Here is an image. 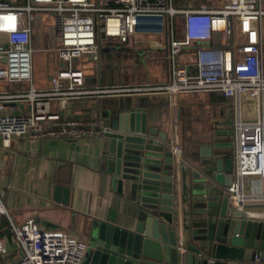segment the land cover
<instances>
[{"label":"built area","instance_id":"1","mask_svg":"<svg viewBox=\"0 0 264 264\" xmlns=\"http://www.w3.org/2000/svg\"><path fill=\"white\" fill-rule=\"evenodd\" d=\"M221 2V8L208 9L201 4L181 7L175 0H0V83L30 84L25 92H0L2 146L9 148L12 138L80 140L116 133L104 120L66 118L60 111L72 101L140 91L168 95L176 129L180 95L214 92L233 99L237 109L233 179L224 189L228 213L243 216L246 207L264 204V10L259 0ZM39 13L53 16V24L45 26L51 38L43 40L51 42L48 52L62 64L44 90L32 85L33 24ZM236 33L242 38L240 43ZM214 34L219 35L218 45L212 42ZM110 44L146 46L150 53L164 50L168 82L142 87H87L84 71L74 68V63L89 54L99 57L100 50L106 49L102 47ZM242 95L257 101L253 121L240 117ZM20 99L29 103L28 111L4 113L8 103ZM175 135L172 154L178 173L182 147ZM179 190L177 185L181 211ZM0 215L6 217L8 233L19 250L18 257L9 260L0 238V264H82L88 245L71 233L43 229L32 218L16 225L1 199ZM178 250L182 259L180 233Z\"/></svg>","mask_w":264,"mask_h":264},{"label":"crops","instance_id":"2","mask_svg":"<svg viewBox=\"0 0 264 264\" xmlns=\"http://www.w3.org/2000/svg\"><path fill=\"white\" fill-rule=\"evenodd\" d=\"M259 2L264 10V0ZM198 4L205 5L208 9H219L222 2L221 0H197ZM236 37L240 43L242 38L237 33ZM261 38L264 51V18L261 22ZM212 42L218 45V34L213 35ZM48 44L51 45V42L48 41ZM102 48H106L101 49L100 53L108 58L106 66L108 70L96 73L98 80L95 84L86 79L88 75H92L91 72L85 73L87 87H142L167 83L169 80V66L164 50L150 53L146 51V46L122 48L113 44ZM154 54H160L162 57L156 58L155 55L154 58ZM129 57L134 62L131 66L124 62V59ZM156 59H159V62H154L157 66L151 64L146 70L136 68L139 60L150 62ZM183 59H187V56ZM60 64L58 68L61 67ZM55 71L46 77L47 85H42L36 90L48 88L49 79ZM27 90L25 83H0V92L16 93ZM113 103L121 106V109L111 106ZM124 104L126 108L145 110L147 126L157 129V133L161 135L165 134L172 145L177 134L182 147L180 157L182 168L186 167L185 163L201 160L202 146L213 148L214 160H232L233 162L234 150L231 152L221 144V141L224 136L233 131L237 109L233 99L224 98L218 93L180 95L177 98L179 116L176 129L173 125V109L168 95L154 91H140L121 96H95L72 101L60 111V115L66 118L106 121V118L100 114L102 110L122 112ZM242 105L243 108L240 111ZM29 106L24 99L13 100L5 106L4 113L19 115L28 111ZM238 111L242 120H255L257 101L242 95L239 99ZM199 138L202 144L198 147L195 156H192L190 151L184 150L185 140L199 141ZM103 145L102 137L80 140L12 138L11 146L4 148L0 138V199L13 223L20 225L32 218L43 229L71 233L87 245L90 228L98 222L131 230L137 212L136 206L111 192L101 183L99 167L104 158ZM189 175L190 173L187 174V178L190 177ZM222 178L225 182L227 175L223 173ZM248 180L246 179L247 182ZM177 181L179 185V179ZM56 187L68 190L66 206L60 203L59 197L58 202L55 201ZM251 206L243 211L242 219L255 221L260 220L259 217L264 218V209ZM178 215L177 219L180 221L181 211ZM2 217L5 216L0 215V222ZM7 227L8 222L4 227L5 231H8ZM2 234L1 239L9 252L8 259L17 258L19 250L14 249L16 244L12 241L10 234ZM177 234L179 240L178 230ZM88 261L87 264H90V258Z\"/></svg>","mask_w":264,"mask_h":264},{"label":"water","instance_id":"3","mask_svg":"<svg viewBox=\"0 0 264 264\" xmlns=\"http://www.w3.org/2000/svg\"><path fill=\"white\" fill-rule=\"evenodd\" d=\"M105 118L116 133L102 136L101 183L137 212L131 230L104 222L90 228V264H264V219H242L225 205L232 160H214L213 148L202 146L201 160L180 165L177 173L171 140L147 126L145 110H109ZM58 197L66 206L68 190L56 187Z\"/></svg>","mask_w":264,"mask_h":264},{"label":"rangeland","instance_id":"4","mask_svg":"<svg viewBox=\"0 0 264 264\" xmlns=\"http://www.w3.org/2000/svg\"><path fill=\"white\" fill-rule=\"evenodd\" d=\"M93 1V0H91ZM49 24H53V16L50 14L45 13H39L37 15V20L33 24L34 25V33H33V39H32V47L34 50L33 56H32V85L34 89H38L42 85H47V79L46 77L50 75L53 71H55L58 68L59 61L56 59L54 54H51L48 52L50 49V44H48V41H43V38L46 40H49L51 38L50 33L46 32L45 26ZM36 37L38 38L36 40ZM264 52V51H263ZM100 53V52H99ZM156 55L157 57H162L160 54H154L153 57ZM264 55V53H263ZM155 58V57H154ZM159 62V59H156L155 61H145V60H139V64L137 65V69L140 70H146L149 68L151 64L157 66L154 62ZM98 54H89L83 56L78 62L74 63V68L81 69L84 71V73H90L92 75L87 76L88 81H92L94 84L97 83L98 75L96 73L99 72L101 69V65L98 64ZM113 62V61H111ZM124 62L127 63V65L131 66L133 65V59L131 57L125 58ZM132 69V68H131ZM26 88H30V84H25ZM187 95V94H184ZM85 106V105H84ZM243 105L240 107V111H242ZM101 116L103 118L106 117L107 111L102 110L100 112ZM222 145H224L226 148L231 150V152L234 150V133L233 131L230 132V134L224 136L221 141ZM226 196L225 205H229L228 196ZM9 215V214H8ZM4 225V223H3ZM8 235V231L5 232ZM10 236V235H9ZM11 237V236H10ZM14 249H18L17 246L14 247ZM91 251L87 249L82 264H87L88 259L90 258L89 254Z\"/></svg>","mask_w":264,"mask_h":264},{"label":"trees","instance_id":"5","mask_svg":"<svg viewBox=\"0 0 264 264\" xmlns=\"http://www.w3.org/2000/svg\"><path fill=\"white\" fill-rule=\"evenodd\" d=\"M175 2L178 6H183L184 4H187L186 6L197 5V0H175ZM98 60H99L98 64L101 65V69L99 70V72H101V70H103V71L108 70V67H106L107 61H108L107 56L99 53ZM108 72L110 73V71H108ZM111 106H114L117 109H121V106L120 107L116 106L115 103H113V105H111ZM122 106L124 107L125 104ZM124 109H127V108L124 107ZM201 144H202V140L200 138H199V141H197V140L193 141V140L187 139V140H185L184 150L190 151L192 153V156H195L196 151H197L198 147H200ZM3 223H4V225H3ZM6 224H7L6 218L2 217L1 222H0V238H2V235H3L2 233L6 232L4 230V227Z\"/></svg>","mask_w":264,"mask_h":264}]
</instances>
